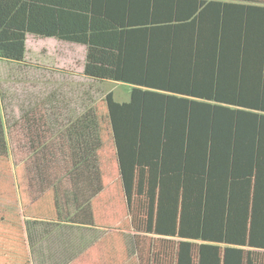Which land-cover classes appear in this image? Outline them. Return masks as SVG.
Masks as SVG:
<instances>
[{"label":"trees","instance_id":"16d2710c","mask_svg":"<svg viewBox=\"0 0 264 264\" xmlns=\"http://www.w3.org/2000/svg\"><path fill=\"white\" fill-rule=\"evenodd\" d=\"M28 35L133 88L66 122L67 187L38 161L31 200L0 114V264L67 226L99 232L77 264H264V0H0V60L23 63Z\"/></svg>","mask_w":264,"mask_h":264},{"label":"rangeland","instance_id":"374dc122","mask_svg":"<svg viewBox=\"0 0 264 264\" xmlns=\"http://www.w3.org/2000/svg\"><path fill=\"white\" fill-rule=\"evenodd\" d=\"M85 54L81 45L28 35L23 63L0 60V110L9 157L13 177L18 179L27 200L33 196L31 183L36 180L34 167L38 161H43L41 168L50 179H60L63 188L67 187L66 150L60 149L62 139L58 137L67 121L75 119L108 93L119 103L130 98L132 85L84 77ZM32 144L46 146L44 160L42 156L34 157ZM13 177L0 175V181H14ZM0 208L8 209L10 203L0 200ZM63 230L51 234L52 256L72 251L69 243L75 233ZM82 235L87 237L88 233L82 232ZM98 235V231L89 233L93 240ZM37 256L40 255L34 253Z\"/></svg>","mask_w":264,"mask_h":264},{"label":"crops","instance_id":"0c3cea01","mask_svg":"<svg viewBox=\"0 0 264 264\" xmlns=\"http://www.w3.org/2000/svg\"><path fill=\"white\" fill-rule=\"evenodd\" d=\"M1 107V106H0ZM0 114L2 115V111L0 110ZM2 118L3 115H2ZM4 122V120H3ZM6 134V132H5ZM63 229H67L70 232H74V236L71 237V242L69 243L71 252H67L65 255H57L52 256V240L51 234L59 231H65ZM91 228L80 227V226H67V227H56L50 233L46 232L45 229L40 230L41 239L33 245L31 250V264H77L76 262H72V258L78 254L82 253L83 250L89 248L93 244L92 236H89ZM82 232H87L88 236L83 237ZM67 250V249H66ZM34 253H38L40 256L34 257ZM42 255V256H41Z\"/></svg>","mask_w":264,"mask_h":264}]
</instances>
